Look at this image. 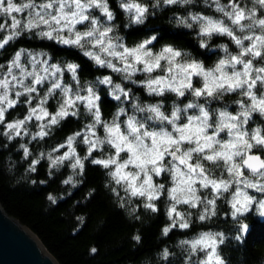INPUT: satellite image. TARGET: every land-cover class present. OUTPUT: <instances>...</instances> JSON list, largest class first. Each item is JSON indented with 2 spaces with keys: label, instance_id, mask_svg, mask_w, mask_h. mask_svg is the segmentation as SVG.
Instances as JSON below:
<instances>
[{
  "label": "snow or ice",
  "instance_id": "snow-or-ice-1",
  "mask_svg": "<svg viewBox=\"0 0 264 264\" xmlns=\"http://www.w3.org/2000/svg\"><path fill=\"white\" fill-rule=\"evenodd\" d=\"M191 2L163 0L166 5ZM212 3L221 18L189 14L178 21L189 28L193 23L198 26V34L206 38L201 40L202 48L208 47L207 40L213 36H227L236 46L235 54L221 46L224 56L207 67L170 45L154 51L156 36L127 46L116 34V17L108 0H0V16L11 19L10 25L0 24V32H8L0 38V50L25 32H35L40 39L78 49L95 65L143 87L149 96L164 98L170 93L176 101L190 97L183 106L182 101H174L166 112L163 99L141 103L131 88L115 83L110 75L82 85L79 64L53 63L46 53L21 48L0 63L3 135L9 140L28 135L25 125L35 119L39 131L32 139H44L52 126L69 117L78 118L82 107L91 121L53 149L67 148L62 155L47 154L52 167L67 161L82 176L84 161L91 157V164L107 170L115 185L111 191L121 207L137 198L143 200V208L155 213L159 211L156 201L166 195L171 203L164 236L174 229L193 227L192 212H180L178 205L198 209L196 218L204 222L217 214V201L226 199L231 217L239 225L234 238L242 243L248 225L240 218L252 212L264 216V0ZM119 7L131 14L135 24L144 23L149 14L148 6L138 0H124ZM65 73L70 74L71 83L65 82ZM138 73L144 79H134ZM100 85L120 102L110 120L103 118ZM232 94L239 97L233 101L235 110L229 111L227 104L213 107V102L223 103ZM50 100L55 101L54 111L47 107ZM21 103L29 106L28 114L7 121L6 113ZM77 138L87 146L83 158L74 147ZM21 148L28 158L29 148L23 144ZM93 153L100 155L94 157ZM44 156L40 153V158ZM39 163L40 159L33 160L30 171L35 172ZM164 176L170 187L157 182L156 178ZM63 183H73V177ZM48 199L55 202L52 196ZM130 211L135 213L137 208ZM225 239L222 232L205 231L180 240L186 253L184 264H227L220 250ZM161 255L167 260L171 253L165 248Z\"/></svg>",
  "mask_w": 264,
  "mask_h": 264
},
{
  "label": "trees",
  "instance_id": "trees-1",
  "mask_svg": "<svg viewBox=\"0 0 264 264\" xmlns=\"http://www.w3.org/2000/svg\"><path fill=\"white\" fill-rule=\"evenodd\" d=\"M121 2L124 0H108L116 17L113 21L116 34L129 47L156 36L154 51L158 52L164 46L170 45L182 50L188 58L202 61L207 67L213 66L224 56L221 46L226 45L233 54L237 51L227 36H213L207 40L208 47L202 48L201 40L206 38L198 34V26L193 23L189 28L178 22L181 18L189 17V14L221 18V14L215 11L212 0H192L188 4L174 5H166L163 0H160L159 5L156 0H138L149 8L147 19L142 24L131 21V14L119 7ZM221 3H227V0H221ZM15 15L21 18L19 14ZM0 24L10 25L11 19L0 16ZM7 34V31L0 32V38ZM21 48L34 53H46L53 63L79 64L82 85L85 82L94 83L98 77L110 75L115 83L131 88L141 103L151 104L163 99L164 109L168 112L176 101V97L170 93L164 98L149 96L143 87L123 80L111 69L95 65L78 49L40 39L35 32H25L11 41L4 50H0V63H6ZM64 79L66 83H71L70 74L65 73ZM134 79H144V75L138 73ZM97 90L101 95L103 118L110 120L120 102L111 97L109 88L100 85ZM238 98L232 94L225 97L223 103L213 102V107H224L227 104L229 111H233L237 108L233 101ZM188 99L190 97L176 102L182 101L183 106ZM35 104L34 100L33 106ZM55 106V101L50 100L47 107L49 111H54ZM28 109L27 104H18L15 109L6 113V120L23 119L28 114ZM90 121L91 117L81 107L78 118L69 117L61 121L59 125L52 126L49 135L44 139L37 137L35 140L32 135L39 131V122L35 119L25 125L28 135L12 140L3 135L4 127L0 125V202L10 215L19 219L39 237L60 264H184L186 253L179 246V241L192 239L205 231L224 233L226 239L220 250L227 264H264V218L257 212L240 218V222L248 225V231L241 243L234 238L239 225L231 217V208L226 199L217 201V214L204 222L196 218L198 209L178 205V211L192 212L193 227L174 229L168 236H164L162 229L170 223L166 213L171 203L166 195L156 201L159 211L155 213L143 208V200L137 198L121 207L119 198L111 191L115 185L107 175V170L91 164V157L84 161L82 176L74 173L67 161L63 165L52 167L47 154L62 155L67 148H61L58 152H53V149L65 143L68 136L82 131L84 125ZM21 144L29 148L28 158L24 157ZM74 147L81 158L87 155V146L80 138H77ZM40 153L45 154L44 158H40ZM99 155L93 153L94 157ZM36 159H40L36 171H30V165ZM69 176L73 177V183L64 184L63 181ZM156 179L157 182L164 183L166 188L171 186L166 176ZM49 196L55 202L49 200ZM133 207L137 208L135 213L130 211ZM136 236L140 237L139 241L134 238ZM165 248L171 253L167 260L161 255ZM92 249L96 251L92 252Z\"/></svg>",
  "mask_w": 264,
  "mask_h": 264
},
{
  "label": "water",
  "instance_id": "water-1",
  "mask_svg": "<svg viewBox=\"0 0 264 264\" xmlns=\"http://www.w3.org/2000/svg\"><path fill=\"white\" fill-rule=\"evenodd\" d=\"M0 264H60L39 237L0 202Z\"/></svg>",
  "mask_w": 264,
  "mask_h": 264
},
{
  "label": "rangeland",
  "instance_id": "rangeland-1",
  "mask_svg": "<svg viewBox=\"0 0 264 264\" xmlns=\"http://www.w3.org/2000/svg\"><path fill=\"white\" fill-rule=\"evenodd\" d=\"M263 218H264V216H263Z\"/></svg>",
  "mask_w": 264,
  "mask_h": 264
}]
</instances>
